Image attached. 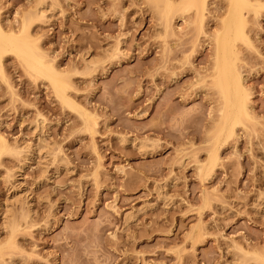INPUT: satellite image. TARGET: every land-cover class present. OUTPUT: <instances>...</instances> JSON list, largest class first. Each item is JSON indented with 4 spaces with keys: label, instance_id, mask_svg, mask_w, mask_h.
Instances as JSON below:
<instances>
[{
    "label": "rangeland",
    "instance_id": "1",
    "mask_svg": "<svg viewBox=\"0 0 264 264\" xmlns=\"http://www.w3.org/2000/svg\"><path fill=\"white\" fill-rule=\"evenodd\" d=\"M259 1L244 10L247 41L232 46L252 118L218 140L217 163L203 173L217 141L210 74L228 0H205L201 29L195 8L176 10L166 31L152 0H0L6 31L47 10L28 31L76 105L14 54L2 56L0 138L24 159L0 153V264H232L240 250L264 257ZM4 212L19 224L11 236Z\"/></svg>",
    "mask_w": 264,
    "mask_h": 264
},
{
    "label": "bare ground",
    "instance_id": "2",
    "mask_svg": "<svg viewBox=\"0 0 264 264\" xmlns=\"http://www.w3.org/2000/svg\"><path fill=\"white\" fill-rule=\"evenodd\" d=\"M228 1L229 8L226 17L222 20V30L217 32L214 37L215 56L210 74V83L216 90L220 101L219 117L213 134L214 139L217 141L208 151L206 162L198 167L199 171L203 173H209L212 171L217 163V150L219 146L218 144L220 143L218 140L222 137V140H225L233 136L234 128L237 124H241L245 120L252 118L249 109L250 93L243 83V78L237 66V57L232 46L233 41L237 38L247 41V36L243 31L245 24L244 10L250 8L255 10L260 4V1ZM152 2L160 8L159 15L163 21V31L167 30L169 21L176 10H187L190 8H195L194 20L199 29H201L205 10V0H179L178 2L175 0H152ZM46 13L47 10L42 6H39L34 16H30L22 22V26L18 32L13 30L6 31L0 22V60L5 53L14 54L19 60H21L28 72L46 78L62 102L70 107L76 108L75 103L66 94V89L69 87L68 82L61 76V73L53 66V64L45 58V55L38 50V47L33 42L28 31V24L34 18L47 17ZM85 61L88 60L85 59ZM90 63L91 61L88 65H90ZM81 113L87 118L92 117L91 114L85 110H82ZM141 144L142 145L140 146L146 145L142 142ZM2 152L17 154L24 159V154L19 148L9 147L5 140L0 138V153ZM56 157L58 158V156ZM13 172L11 175L15 176V173ZM15 194L16 192L13 193V196ZM13 196L10 195V197ZM260 200L264 202V195L260 197ZM6 214L7 213L3 216L4 219L2 218V225L4 227L3 229L9 230V235L11 236L19 224L7 219L8 217L10 218V216L5 217ZM249 260L253 262L260 261L264 264V257L256 256V254L244 250H240V254L232 264H243Z\"/></svg>",
    "mask_w": 264,
    "mask_h": 264
}]
</instances>
